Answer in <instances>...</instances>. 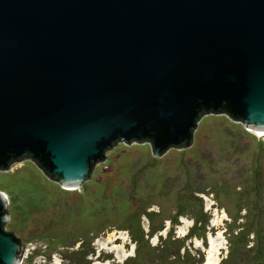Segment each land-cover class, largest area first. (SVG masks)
I'll use <instances>...</instances> for the list:
<instances>
[{
  "label": "water",
  "instance_id": "obj_1",
  "mask_svg": "<svg viewBox=\"0 0 264 264\" xmlns=\"http://www.w3.org/2000/svg\"><path fill=\"white\" fill-rule=\"evenodd\" d=\"M218 110L264 131V0H0V170L78 186L117 142L159 156ZM7 207L0 264H20Z\"/></svg>",
  "mask_w": 264,
  "mask_h": 264
},
{
  "label": "rangeland",
  "instance_id": "obj_2",
  "mask_svg": "<svg viewBox=\"0 0 264 264\" xmlns=\"http://www.w3.org/2000/svg\"><path fill=\"white\" fill-rule=\"evenodd\" d=\"M103 156L74 188L30 159L0 170L20 264H65L74 250L66 259L88 264H264V135L209 111L186 147L154 156L149 142H117Z\"/></svg>",
  "mask_w": 264,
  "mask_h": 264
},
{
  "label": "flooded vegetation",
  "instance_id": "obj_3",
  "mask_svg": "<svg viewBox=\"0 0 264 264\" xmlns=\"http://www.w3.org/2000/svg\"><path fill=\"white\" fill-rule=\"evenodd\" d=\"M14 232V231H13ZM15 233V232H14ZM16 234V233H15ZM17 235V234H16ZM18 236V235H17ZM21 240H22V242H23V244H24V250H23V253L25 252V249L27 248V245H26V242L20 237V236H18ZM74 243V242H73ZM72 243V246H71V249H73L74 250V248H73V244ZM78 245L80 246V243H78ZM78 246V247H79ZM74 252H77V250H74V251H69V253L68 254H71V255H66V254H64V253H59V256L63 259V260H65L66 259V256H73L74 255ZM80 260L82 261V260H85L86 261V259H83V257H80ZM88 262H90V261H88Z\"/></svg>",
  "mask_w": 264,
  "mask_h": 264
},
{
  "label": "trees",
  "instance_id": "obj_4",
  "mask_svg": "<svg viewBox=\"0 0 264 264\" xmlns=\"http://www.w3.org/2000/svg\"><path fill=\"white\" fill-rule=\"evenodd\" d=\"M74 256V255H73ZM73 256L71 257V259H73ZM75 259H79V260H76V261H74V262H70L68 259H65V260H63L64 262H65V264H66V262H67V260H68V263L67 264H85V262H86V264H88L89 262V260H80V257H76Z\"/></svg>",
  "mask_w": 264,
  "mask_h": 264
},
{
  "label": "bare ground",
  "instance_id": "obj_5",
  "mask_svg": "<svg viewBox=\"0 0 264 264\" xmlns=\"http://www.w3.org/2000/svg\"><path fill=\"white\" fill-rule=\"evenodd\" d=\"M257 133H258V135H264V131H256ZM75 186H69L68 188H74ZM183 229V228H182ZM116 247V246H115ZM214 247H216L215 246V244H212V246H211V248H214ZM114 248V247H113ZM118 249V248H117ZM113 250V249H112ZM215 254V253H214ZM216 259V258H215ZM208 260H213V258H210V256H209V259ZM211 261H209V262H211ZM98 263V262H97ZM106 264V263H105Z\"/></svg>",
  "mask_w": 264,
  "mask_h": 264
}]
</instances>
